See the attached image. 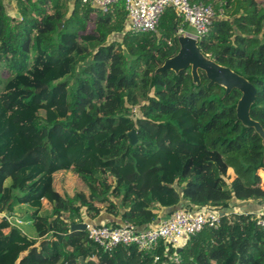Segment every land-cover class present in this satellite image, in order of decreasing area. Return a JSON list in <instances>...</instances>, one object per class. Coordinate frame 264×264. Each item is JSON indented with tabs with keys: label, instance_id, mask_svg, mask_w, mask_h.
<instances>
[{
	"label": "trees",
	"instance_id": "trees-1",
	"mask_svg": "<svg viewBox=\"0 0 264 264\" xmlns=\"http://www.w3.org/2000/svg\"><path fill=\"white\" fill-rule=\"evenodd\" d=\"M189 1L213 7L198 47L255 86L250 116L264 128V0ZM15 7L18 17L0 0V212L26 204L36 235L0 216V264H264L257 212L228 211L264 203L263 147L236 118L241 93L224 96L203 71L194 85L189 68L153 75L177 52V30H188L177 12L166 8L156 32L131 33L122 2L104 12L81 0ZM61 170L84 189L59 192ZM203 208L228 212L180 250L160 242L152 252L105 251L70 227L105 212L145 229L161 211Z\"/></svg>",
	"mask_w": 264,
	"mask_h": 264
},
{
	"label": "built area",
	"instance_id": "built-area-1",
	"mask_svg": "<svg viewBox=\"0 0 264 264\" xmlns=\"http://www.w3.org/2000/svg\"><path fill=\"white\" fill-rule=\"evenodd\" d=\"M83 4L107 11L114 4L123 3L126 12L125 29L131 33L156 32L159 19L166 8L172 7L183 22L192 28L188 31L183 27L178 33H189L197 39L207 34L212 19L215 16L213 7L202 2L191 3L189 0H81ZM221 212L211 209L196 211L178 209L172 214L160 217L149 228L138 229L134 224L123 221L118 226L85 222L87 237L109 251L116 245L133 246L138 251L152 252L159 247L160 242L172 247L181 248L182 244L201 231L205 226L217 227ZM0 216L17 224L22 223L15 215L0 212ZM11 222V221H10ZM257 224L264 231V211L257 212ZM168 247H165L167 250ZM159 256L155 255V260ZM63 264H69L64 262Z\"/></svg>",
	"mask_w": 264,
	"mask_h": 264
},
{
	"label": "water",
	"instance_id": "water-1",
	"mask_svg": "<svg viewBox=\"0 0 264 264\" xmlns=\"http://www.w3.org/2000/svg\"><path fill=\"white\" fill-rule=\"evenodd\" d=\"M59 25L61 26V23ZM176 41L178 44L177 52L157 66L153 75L166 70L178 73L180 70L189 68L194 85L200 84L199 71H203L208 79L207 85L217 84L222 87L224 96L228 95L232 89L239 90L241 94L235 103L236 118L244 127L253 128L259 135L263 147L261 168L264 169V128L250 116V108L256 96L255 86L243 75L203 54L198 47V39L195 36L189 33H178ZM128 136L132 143L136 142L137 136L134 129L129 131ZM70 227L71 230H85V222L71 223Z\"/></svg>",
	"mask_w": 264,
	"mask_h": 264
},
{
	"label": "rangeland",
	"instance_id": "rangeland-1",
	"mask_svg": "<svg viewBox=\"0 0 264 264\" xmlns=\"http://www.w3.org/2000/svg\"><path fill=\"white\" fill-rule=\"evenodd\" d=\"M6 1H12V0H6ZM4 2V0H3ZM7 4V5H6ZM6 7H7V12L8 14L11 15H15V17H18V13L14 11L13 6H10L9 3H6ZM191 28V27H190ZM192 29V28H191ZM112 39H119V35H113L111 37ZM7 68L5 67L2 71V74L5 76H8V72H7ZM134 112L138 114L137 108H134ZM130 130L127 131V133H129ZM62 172V173H59ZM234 172H232V169H228V174L230 176V179H232L235 174H233ZM258 173L261 177V183H262V187L264 188V170H262V168L258 169ZM54 186L58 191L61 192H67L69 194H72V192L74 190H80V189H84V185L81 181V179L78 177V175L74 174L71 171H66V170H61L58 171L55 176H54ZM15 211L21 213L22 217L25 215L26 213V207H21L18 206L15 208ZM16 216V215H15ZM26 216V215H25ZM25 216L22 218H20L19 216H16L18 219L21 220V222H23L22 224H17L16 220L14 218H12L10 221L12 224L17 225L18 227H22L24 231H27V227L25 226V222H27L28 220H25ZM29 225V223H28ZM26 227V228H25ZM31 232L32 235H30L31 233H29L30 236L34 235V227L31 226Z\"/></svg>",
	"mask_w": 264,
	"mask_h": 264
},
{
	"label": "crops",
	"instance_id": "crops-1",
	"mask_svg": "<svg viewBox=\"0 0 264 264\" xmlns=\"http://www.w3.org/2000/svg\"><path fill=\"white\" fill-rule=\"evenodd\" d=\"M70 1H73V0H70ZM4 3L5 4L6 3H9V5L11 4L10 6H13L14 11L17 12L16 11V7H15V0H12V1H6V0H4ZM11 16H15V15H11ZM188 31H192V29L190 28V26L188 27ZM116 35H119V37H120V34H116ZM262 170H264V169L262 168ZM232 172H233V170H232ZM59 173H62V172H59ZM59 192H61V191H59ZM20 206L21 207H26V210L27 211L30 210V207L27 206L26 204H23V205H20ZM219 211L221 213H225V212H228V211H251V212H259V211H264V203L263 202L262 203L261 202L258 203L257 201H254V200H252V201L234 202L233 205H232V207L229 208L228 211H224V210H219ZM163 212L164 211H161V213H160V216L161 217L163 216L162 215ZM15 215L16 216H19L20 218L22 217L21 213H19L18 211L17 212L15 211ZM113 222L121 223L122 221H121L120 218L113 217L111 215L106 214L105 212L101 213V215L97 219L93 220V223H96V224L99 223V224H104V225H111ZM22 223H20V224H22ZM28 223H29V225H28ZM25 226L27 227V231H24L23 228L20 227V226H19V228L23 232H25L28 236L32 235V232H31V226H32V224H31V222L29 220L27 222H25ZM29 233H31V234L29 235ZM35 235H36V233H35V229H34V235L33 236H30V237H35Z\"/></svg>",
	"mask_w": 264,
	"mask_h": 264
}]
</instances>
